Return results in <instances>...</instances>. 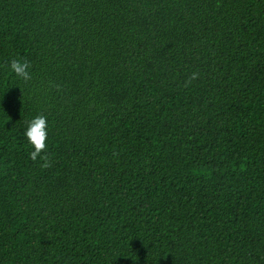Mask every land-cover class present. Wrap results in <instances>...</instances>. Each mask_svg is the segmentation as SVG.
Instances as JSON below:
<instances>
[{
    "label": "trees",
    "instance_id": "1",
    "mask_svg": "<svg viewBox=\"0 0 264 264\" xmlns=\"http://www.w3.org/2000/svg\"><path fill=\"white\" fill-rule=\"evenodd\" d=\"M0 264H264V0H0Z\"/></svg>",
    "mask_w": 264,
    "mask_h": 264
},
{
    "label": "clouds",
    "instance_id": "2",
    "mask_svg": "<svg viewBox=\"0 0 264 264\" xmlns=\"http://www.w3.org/2000/svg\"><path fill=\"white\" fill-rule=\"evenodd\" d=\"M8 71L14 75L17 79L27 82L32 79L31 74V64L27 59L19 58L12 59L7 65ZM198 78L197 73H192L189 80L186 81V86ZM24 137L26 138L28 144L33 149L29 153V157L32 161H36L39 157L42 163L40 166L42 168L51 167L50 158L47 154H42L47 148V138H48V121L43 115H36L33 119L28 121L27 127L24 131Z\"/></svg>",
    "mask_w": 264,
    "mask_h": 264
}]
</instances>
